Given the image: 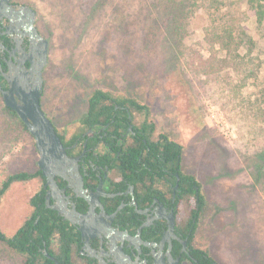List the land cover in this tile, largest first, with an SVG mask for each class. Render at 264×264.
Returning a JSON list of instances; mask_svg holds the SVG:
<instances>
[{"label": "rangeland", "instance_id": "rangeland-1", "mask_svg": "<svg viewBox=\"0 0 264 264\" xmlns=\"http://www.w3.org/2000/svg\"><path fill=\"white\" fill-rule=\"evenodd\" d=\"M23 1L49 42L41 108L64 139L82 131L94 90L137 99L149 107L153 137L180 144L183 172L201 185L207 206L195 247L218 264H264V34L247 0H197L179 34L164 0ZM210 7L251 37L253 45L240 49L243 67L220 66L226 53L208 43ZM3 107L0 96V183L38 168L33 138ZM41 188L33 179L6 192L5 236L31 217L29 200ZM0 264H22V257L0 242Z\"/></svg>", "mask_w": 264, "mask_h": 264}, {"label": "flooded vegetation", "instance_id": "flooded-vegetation-1", "mask_svg": "<svg viewBox=\"0 0 264 264\" xmlns=\"http://www.w3.org/2000/svg\"><path fill=\"white\" fill-rule=\"evenodd\" d=\"M36 20V11L29 3L0 0V78L4 89L7 88L4 75H9L19 62L21 70L30 68L27 56L35 46V39L31 37L32 24L42 36ZM129 127L128 132L137 136L132 126L131 129ZM103 130L104 127L98 125L91 128L84 126L81 136L71 146H65L68 147V156L81 155L78 172L86 194L91 196L90 203L67 188L66 181L59 177H56L59 190L46 202L48 188L45 182L43 184L45 207L56 212L62 220L63 215L70 216L72 210L80 215L91 210L94 212L87 221L83 220L81 226L88 237V245L82 238L80 226L68 222L79 240L77 252L71 255V264H188L195 245L190 239L188 208H184L187 203L181 206L177 197L179 172H183L181 163H178L180 169L177 171L172 164H154L145 172L149 179L133 185L130 181L134 174L129 166L123 165L118 173L117 166L108 163V159L106 161L104 155L108 154V149L101 141L107 133L101 135ZM94 136L98 138L96 145L87 148L89 137ZM143 143L146 144L145 140ZM149 150L146 148L143 153ZM157 167L162 168L161 172L157 171ZM173 177L175 185L172 184ZM114 213L115 216L110 219ZM171 219L173 226L170 225Z\"/></svg>", "mask_w": 264, "mask_h": 264}, {"label": "trees", "instance_id": "trees-1", "mask_svg": "<svg viewBox=\"0 0 264 264\" xmlns=\"http://www.w3.org/2000/svg\"><path fill=\"white\" fill-rule=\"evenodd\" d=\"M196 2L197 0L163 1L164 9L166 13L171 15L174 31L177 34L183 28V23L190 17L192 7ZM246 4L248 9L253 12L257 31L264 34V0H247ZM210 10L213 28L212 33L208 34V43L211 48L217 45L221 51L226 53V58L221 59L220 66L225 62H231L239 65L238 67H243L246 56L240 55V49L246 48L247 45H253L251 37L244 29L236 32L232 25H227V21L224 20L226 17L218 15L219 11L217 12L216 9L210 7ZM0 84L3 88L1 78ZM3 108L5 113L15 121V124L18 123L28 132L16 113L5 106ZM139 115H143V119L137 124ZM149 115V107L141 104L135 98L118 96L112 91L96 89L88 99L87 113L80 120L82 131L79 134L66 141L63 135L55 129L63 145L71 146L81 136L84 126L88 128L95 125L104 127L100 134L107 133V136L103 137L101 141L104 148L108 149V154L104 155L106 161L108 159V163L115 164L118 173L121 172L123 165L129 166L134 174L130 183L136 185L139 181L149 179L145 172L154 164H172L175 171L180 169L178 163H181L179 155H181L182 146L169 140L163 134L154 138L155 124L149 121ZM130 125L133 131L137 132V136L128 132ZM140 132L141 136L138 137ZM97 140V136L89 137L87 148H93ZM143 140L146 144L143 143ZM146 148L150 150L145 154L143 150ZM262 156L259 169L264 166V153ZM161 170L162 168L157 167L158 172ZM259 173L262 177L261 170ZM179 176L177 197L180 198L181 206L187 201L189 202L188 223L191 227L190 239L194 244L193 239L198 223L207 203L201 191V185L193 174L181 171ZM33 179L39 180L42 183V188L29 200L33 208L31 217L26 219L10 237L5 236L0 230V242L22 257V264H56L45 255V252L60 264H71V255L77 252L79 240L72 232L73 228L69 226L68 221L62 220L56 215V212L45 207V190L43 188L45 178L38 168L33 173L16 172L2 180L0 183V203L13 185L28 183ZM175 183L176 179L173 177L172 184L175 185ZM190 256L188 264H218L207 251L195 246L192 247Z\"/></svg>", "mask_w": 264, "mask_h": 264}, {"label": "water", "instance_id": "water-1", "mask_svg": "<svg viewBox=\"0 0 264 264\" xmlns=\"http://www.w3.org/2000/svg\"><path fill=\"white\" fill-rule=\"evenodd\" d=\"M32 15L34 18V13ZM30 28L31 37L35 39V46L31 48L27 56L31 63L30 68L21 70L19 62V65L13 71H9V75H4L7 88H2L0 84V95L3 105L16 113L34 140L38 156L37 167L45 178V186L48 188L45 194L46 202H49L53 196L52 194L59 190L56 183V177H59L66 181L67 188L72 189L77 196L83 197L90 203L91 196L86 194V190L83 188L82 176L78 172V161L81 155L78 157L68 156L66 152L68 147L63 145L53 123L41 108L43 70L48 62L49 44L46 39L39 35L33 24ZM129 128L131 129V126ZM53 209L58 211L56 207H53ZM115 214H112L110 219ZM93 215L94 212L92 210L85 215H80L75 210H72L70 216L67 214L63 215L64 220L70 224L80 226L82 238L86 239L87 245L88 237L83 233L84 229L81 226L83 220L87 221ZM172 221L173 219L170 221L171 226H173ZM90 229H94V227H90ZM45 255L56 264H60L48 256L46 252Z\"/></svg>", "mask_w": 264, "mask_h": 264}]
</instances>
